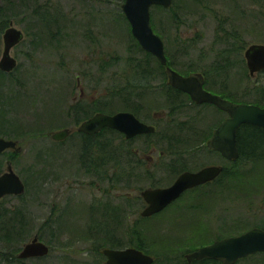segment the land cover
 I'll use <instances>...</instances> for the list:
<instances>
[{
	"label": "rangeland",
	"instance_id": "1",
	"mask_svg": "<svg viewBox=\"0 0 264 264\" xmlns=\"http://www.w3.org/2000/svg\"><path fill=\"white\" fill-rule=\"evenodd\" d=\"M124 3L0 0V60L10 24L24 34L11 50L16 69L0 70V138L21 147L0 155V174L13 170L25 184L22 195L0 201V264H105L98 249L110 240L113 248L141 247L154 264H188L185 256L214 240L264 229V134L250 126L241 132L243 140L258 137L255 156L230 162L212 152L207 141L228 114L170 88L166 68L154 59L151 81L141 78L144 68L135 65L143 54ZM151 25L170 67L203 74L214 94L264 107V73L251 76L245 57L251 45H264V0H174L170 9H151ZM76 102L77 110H69ZM122 111L156 132L133 139L107 132L91 150L83 147L77 134L83 118ZM63 129L72 136L52 140ZM99 142L110 144L98 149ZM172 146L185 163L176 173L155 166L159 152ZM207 166L225 172L163 213L141 216L144 190ZM35 237L51 247L50 255L21 260ZM237 264H264V252Z\"/></svg>",
	"mask_w": 264,
	"mask_h": 264
},
{
	"label": "water",
	"instance_id": "2",
	"mask_svg": "<svg viewBox=\"0 0 264 264\" xmlns=\"http://www.w3.org/2000/svg\"><path fill=\"white\" fill-rule=\"evenodd\" d=\"M173 0H125L123 12L131 25L134 38L141 47L154 55L166 66L168 83L177 90L188 94L197 104H213L229 117L224 120L214 131L213 138L208 141L210 149L218 151L226 159L233 161L239 158L237 147V132L243 125H253L264 129V108L254 104L235 103L213 94L204 88L205 79L201 73H192L184 76L172 67L168 66V58L165 51L164 41L157 35L151 25V8L162 6L171 8ZM4 52L0 60V69L10 73L17 67V60L12 57L11 50L24 38L20 29L12 25L4 33ZM247 66L251 76L264 70V45L253 44L245 52ZM109 128L122 133L126 139H133L139 135L153 134L156 128L136 117L131 112H118L116 114L97 113L85 120L77 131L86 135H96L103 129ZM72 129H63L51 133L54 141H65L71 134ZM20 152L18 142L0 138V154L6 150ZM223 172V167L209 166L198 172H186L168 188L146 189L142 196L149 204L142 216H151L160 212L180 195L191 188L214 181ZM25 185L21 177L13 170L0 175V200L7 195H22ZM50 247L35 237L31 242L24 245L19 254L20 259L45 257L49 254ZM264 252V229L253 228L247 232L203 246L186 257L188 262L199 259H216L224 264H235L239 259ZM108 264H153L154 258L144 254L136 248L125 250H105Z\"/></svg>",
	"mask_w": 264,
	"mask_h": 264
},
{
	"label": "flooded vegetation",
	"instance_id": "3",
	"mask_svg": "<svg viewBox=\"0 0 264 264\" xmlns=\"http://www.w3.org/2000/svg\"><path fill=\"white\" fill-rule=\"evenodd\" d=\"M4 42V41H3ZM4 46H5V44H4ZM264 73V70H261V71H259V72H257V73ZM204 78H205V76H204ZM205 85H206V79H205ZM204 85V88L207 90V88H206V86ZM207 91H209V90H207ZM210 92V91H209ZM211 93H214L213 91H211ZM220 96V95H219ZM222 98H224V99H226L225 98V96H221ZM189 98H190V96H189ZM232 101V100H231ZM233 102H235V101H233ZM204 105V104H203ZM223 122V121H222ZM221 122V123H222ZM220 123V124H221ZM220 124L216 127V129L220 126ZM242 127L243 126H241L239 129H238V132H237V147H238V150H239V158L237 159V160H233V161H230V160H227L225 157H223L222 156V154L221 153H219L218 151H214V150H211L209 147H208V145H207V147L212 151V152H215V153H218L222 158H224V159H226L227 161H230V162H235V161H238L240 158H241V152H240V148H239V144H240V131H241V129H242ZM215 129V130H216ZM214 130V131H215ZM214 131H213V133H212V136H211V138L208 140V141H210L212 138H213V135H214ZM179 133H183L182 131H179ZM208 141H207V143H208ZM154 149H158L157 147H153ZM173 148H175L174 146H172V147H168V148H166V149H164L163 148V151L162 152H159V154H158V157H156L157 159L156 160H158V162H157V164L155 163V166H156V168L157 167H159L160 169H162L163 171H169V172H171V173H176L177 171H179L178 170V167H180V166H184L185 165V163L184 162H182L183 161V159L182 158H180L179 156H182V154L181 153H179V152H177V151H174L173 150ZM141 163H143L142 161L138 164V166H140V164ZM207 167H209V166H207ZM220 167H222V166H220ZM135 168V167H134ZM177 168V169H176ZM205 168V167H204ZM224 168V167H223ZM201 169H203V168H201ZM201 169H199V170H196V171H191V170H185V171H183V172H181V173H179L178 175H177V177H176V179H175V181L171 184V185H168V186H160V187H150L151 189H157V188H168V187H170V186H172L175 182H176V180L182 175V174H184V173H186V172H193V173H195V172H198V171H200ZM150 173H152V174H149V175H154L155 176V170H148ZM223 171H224V169H223ZM218 178H216L215 180H217ZM214 180V181H215ZM214 181H212V182H208V183H206V184H203V185H199V186H196V187H194V188H191V189H188V190H186V191H184L181 195H180V197L178 198V199H176L175 201H173L172 203H170L168 206H166V208H164L163 210H161L160 212H157V213H155V214H153V215H151V216H146V217H153L154 215H156L157 216V214L159 215V214H161V213H163L165 210H167L168 209V207H170L172 204H174V203H176L177 201H179L180 199H181V197H183V195H185L186 193H188V192H190V191H192V190H196V189H198V188H202V187H207L209 184H211V183H213ZM141 196H142V193H141ZM212 196V195H211ZM211 196H207L206 195V197H211ZM143 197V196H142ZM213 197V196H212ZM216 197H218V196H216ZM143 204H144V209H143V211L141 212V216H142V213L146 210V208H148V206H149V204L145 201V199L143 198ZM146 217H143V218H146ZM220 218H222V219H219L220 221H223V220H225L223 217H221L220 216ZM100 224V223H99ZM97 228H98V231H100V229L102 228L100 225H97ZM229 237H232V236H229ZM225 237H223V238H220L219 240H221V239H224ZM227 238V237H226ZM111 242L109 243L110 245H109V247H104V248H100V249H98L99 250V252L100 253H102L103 254V257H104V262H105V264H108V257H107V255L104 253V251L105 250H108V249H112V250H125V249H121V248H113L112 246L113 245H115L116 243L115 242H113L112 240H110ZM215 241H217V240H214L213 242H215ZM212 242V243H213ZM211 243V244H212ZM112 245V246H111ZM207 245H209V244H207ZM204 246H206V245H204ZM203 247V246H202ZM129 248H133V247H129ZM135 248V247H134ZM201 248V247H200ZM126 249H128V248H126ZM197 249H199V248H197ZM196 249V250H197ZM140 251H142L144 254H147V255H149V256H151V257H153L154 258V263L156 262V257L154 256V255H152V254H148V253H146L145 251H143V250H141L140 249ZM185 258L187 259V257L185 256ZM241 260V259H240ZM240 260H238L235 264H237ZM187 263L188 264H224L222 261H220V260H216V259H207V258H204V259H199V260H195V261H193V262H188V260H187Z\"/></svg>",
	"mask_w": 264,
	"mask_h": 264
},
{
	"label": "trees",
	"instance_id": "4",
	"mask_svg": "<svg viewBox=\"0 0 264 264\" xmlns=\"http://www.w3.org/2000/svg\"><path fill=\"white\" fill-rule=\"evenodd\" d=\"M174 1V0H173ZM173 6H174V4H173ZM135 42H136V46L139 48V51H140V54H143V56L141 57V58H139V59H142L143 58V60H141V61H139L138 63V65H135V66H137L139 69L140 68H144L143 70H142V77L141 78H144V80L146 81V79L147 80H150L151 81V77H150V75H149V72H150V74H152V71L150 70V68H151V66L152 65H150V63H151V61L154 59L155 60V62H156V64H157V66H158V68H160L163 72H165L164 70H165V67L164 66H162L161 64H160V62L157 60V58L156 57H154L151 53H149V52H147V51H145L144 49H142V47L139 45V43L135 40ZM170 64H172V62L168 59V65L170 66ZM145 69H147V71H145ZM1 74H4L3 72H1ZM149 75V76H148ZM148 76V77H147ZM142 80V79H141ZM149 82V81H148ZM170 88H172L173 90H175L176 92H178L179 94H181L182 92H180L179 90H176V89H174L173 87H170ZM183 94V93H182ZM128 103V102H127ZM126 103V104H127ZM77 108H78V104H77V102L75 103V104H73V105H71V107L69 108V110L70 109H73V110H77ZM103 113V112H102ZM84 120L83 121H85V119L86 118H83ZM88 119V118H87ZM80 121H82L81 119L80 120H78L77 121V123H79ZM248 126H250L249 128H252V129H254V130H257L256 132H259V133H263L264 134V130L263 129H261V128H259V127H256V126H252V125H244L243 127H242V129H241V131H240V144H239V148H240V152H241V156L242 155H244L245 157H250V156H255L254 155V153L257 151V149H258V147H262L261 145L260 146H257V139H258V137H256L255 135H252V133L248 136V138L246 139V140H243V138H242V136H241V132H243L245 129H247L248 128ZM107 132H111V133H114V132H116V131H114V130H111V129H104L102 132H100L99 134H96V135H93V136H88V135H85V134H82V133H77L81 138H83V147H85V148H87V149H89V150H91L92 149V146L93 145H95L96 143L95 142H92L93 141V139L95 138V137H101L102 135H104L105 133H107ZM254 132V131H253ZM72 136V135H71ZM70 136V137H71ZM69 137V138H70ZM261 143H262V141H261ZM109 142H99L98 144H97V147H98V149H100L101 147H103V148H105V147H107V146H109ZM235 162H237V161H235ZM99 165L100 166H103V164H101V163H99ZM98 168V167H97ZM225 172V171H224ZM224 172L222 173V175L224 174ZM24 216V215H23ZM23 216L22 215H20L19 216V218L22 220V218H23ZM48 223V221L46 222V224ZM45 224V225H46ZM17 234H19V236H21V240H23V234H24V232L23 231H20V233L18 232ZM18 236V235H17ZM138 247V246H137ZM139 249H141V250H143L141 247H138ZM144 251V250H143ZM4 259H5V257L4 256H2Z\"/></svg>",
	"mask_w": 264,
	"mask_h": 264
}]
</instances>
